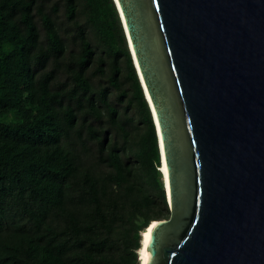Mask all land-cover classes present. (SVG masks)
<instances>
[{
    "label": "trees",
    "instance_id": "1",
    "mask_svg": "<svg viewBox=\"0 0 264 264\" xmlns=\"http://www.w3.org/2000/svg\"><path fill=\"white\" fill-rule=\"evenodd\" d=\"M159 170L113 0H0V264H141Z\"/></svg>",
    "mask_w": 264,
    "mask_h": 264
},
{
    "label": "water",
    "instance_id": "2",
    "mask_svg": "<svg viewBox=\"0 0 264 264\" xmlns=\"http://www.w3.org/2000/svg\"><path fill=\"white\" fill-rule=\"evenodd\" d=\"M116 1L170 211L146 264H264V0Z\"/></svg>",
    "mask_w": 264,
    "mask_h": 264
},
{
    "label": "bare ground",
    "instance_id": "3",
    "mask_svg": "<svg viewBox=\"0 0 264 264\" xmlns=\"http://www.w3.org/2000/svg\"><path fill=\"white\" fill-rule=\"evenodd\" d=\"M116 2L118 3V0ZM119 8H120V6H119ZM120 11H121V8H120ZM131 48H132V46H131ZM140 76H141V74H140ZM142 84L144 85L143 80H142ZM144 88H145V90H144L145 94H146L147 98L150 100V97L146 91L145 85H144ZM152 112L154 113L153 108H152ZM161 169L164 172L166 188H167L166 191H168V180H167V174H166V170H165V164H163V167ZM154 226H155V222L154 223L152 222L151 225H149V229L146 231V233H144L143 246H142V251L140 254L141 264H146V262H147V258H148V247H147L148 245L147 244H148V241L150 238V232Z\"/></svg>",
    "mask_w": 264,
    "mask_h": 264
},
{
    "label": "clouds",
    "instance_id": "4",
    "mask_svg": "<svg viewBox=\"0 0 264 264\" xmlns=\"http://www.w3.org/2000/svg\"><path fill=\"white\" fill-rule=\"evenodd\" d=\"M113 2H114V0H113ZM114 4H115V2H114ZM115 7H116V10H117V13H118V9H117V6H116V4H115ZM118 15H119V13H118ZM119 18H120V16H119ZM120 21H121V19H120ZM140 82V81H139ZM141 85V84H140ZM144 93V92H143ZM145 97V96H144ZM146 102H147V100H146ZM148 104V103H147ZM149 106V105H148ZM150 109V108H149ZM151 113V112H150Z\"/></svg>",
    "mask_w": 264,
    "mask_h": 264
},
{
    "label": "rangeland",
    "instance_id": "5",
    "mask_svg": "<svg viewBox=\"0 0 264 264\" xmlns=\"http://www.w3.org/2000/svg\"><path fill=\"white\" fill-rule=\"evenodd\" d=\"M127 41V40H126ZM129 53H130V51H129ZM130 56H131V54H130ZM132 58V57H131ZM133 61V60H132ZM142 88V87H141Z\"/></svg>",
    "mask_w": 264,
    "mask_h": 264
}]
</instances>
